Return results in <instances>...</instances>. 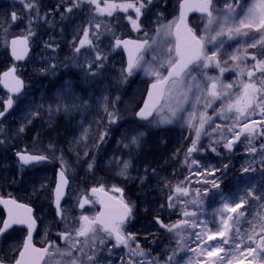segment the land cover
Instances as JSON below:
<instances>
[{"label":"snow or ice","instance_id":"1","mask_svg":"<svg viewBox=\"0 0 264 264\" xmlns=\"http://www.w3.org/2000/svg\"><path fill=\"white\" fill-rule=\"evenodd\" d=\"M23 6L28 11L27 17L23 13L11 12L10 21L12 24L17 22L24 23L25 35L7 40L8 29L4 28L5 44L11 49V56L19 61L23 60L29 51V39L36 35L33 25L42 21L49 23L47 16H41L37 0H21ZM82 4H86L87 11L93 14L88 25L82 29V35L74 37L71 42L73 55L66 58V62H50L43 71L55 74L57 69H78L82 73L81 82L90 88L91 83L104 71L105 61L108 56L100 48V37L105 33L112 34L110 49H122L127 53V60L120 69L117 78V84L121 85L128 81L130 77L137 72H143L145 75L156 77L152 84V90L148 92V99L144 102L135 116L141 121L146 122L147 127L159 128L162 125L172 124L178 114L183 112L184 105L189 104L186 123L189 128L195 129V138L192 139L190 147L186 150V157H190L198 151V143L203 136L211 137L218 133L213 143L220 144L222 147L232 151L234 144L241 141L244 136L250 145L248 151L257 154L258 149L251 146L253 139L258 135L264 138V119L249 120L257 111L261 117H264V0H256L252 6L248 7L242 13L236 12V4L232 0H180L179 14L173 20L163 22L164 13L161 11L157 16L158 27L155 29L157 37L161 40L148 39L132 40L117 36L108 23L98 21L97 17H113L116 12L128 13L133 10L135 18L128 15L126 19L131 24L134 31H141L140 18L145 14V10H151L149 6L157 7L154 0H68V6L60 13L61 19L65 18V13H73L80 9ZM196 11L202 14V26L194 29L189 26L188 13ZM259 34L258 36L252 33ZM145 36L147 33L145 32ZM167 37H174V43L162 40ZM248 38L242 46L237 47L228 55L227 60L221 59V53L225 52L226 47H230L229 41L238 38ZM46 48L53 52L59 47L54 42H45ZM259 46L260 51L249 52L248 49H256ZM82 49H87L88 54L82 53ZM239 53V54H237ZM150 57V58H149ZM251 59L254 63L249 67L247 60ZM53 61L56 58H51ZM232 61L231 67L228 62ZM218 69L219 76L209 74L210 70ZM226 71H236L240 77L247 76V80L240 79V90L233 93L232 83L224 82L221 77ZM16 67L13 66L2 74L0 83L12 93H20L23 88V81L15 75ZM166 73V74H165ZM259 74V75H257ZM171 85V88L166 86ZM165 91L168 92L169 106L167 113H164V106L161 105V99ZM234 96V98H233ZM89 100L94 97L89 95L88 99L78 92L72 79L64 81L63 86L56 93L53 104H49L47 111L51 113H71L78 109L89 107ZM203 100V111L199 112L197 120V105ZM220 100L222 103L218 108H213V104ZM120 97L109 99L107 95L100 98L101 107L106 113L108 125L117 124L121 119L119 109L116 103ZM3 103V110L0 111V118H3L9 109L13 107V99L9 97ZM38 110L29 114L27 123L32 122V117L39 116ZM213 108V116L224 120H233L231 126L214 124L213 116L208 115L207 109ZM160 112V119H150L154 112ZM232 114V115H229ZM183 119L182 117H180ZM214 124V126H212ZM206 126L210 127V131ZM239 129L238 131L236 129ZM145 125H136L129 127L122 133L120 145L127 150V159L113 157L108 161L109 166H115L117 174L125 179L130 177L132 160L136 154L140 153L148 136ZM3 129L0 128V132ZM24 131L22 125L19 129ZM225 131L230 133V137L225 136ZM89 129L81 125V131L78 137H74L71 143L80 144L89 140ZM109 135L107 131L99 136V141L104 142ZM0 140V143H3ZM96 147L99 144L95 145ZM87 147V143H85ZM47 150L53 154L57 151L56 145L49 144ZM202 150V148H201ZM174 152L173 155L178 153ZM216 152V148L212 147ZM261 163L264 165V144L260 146ZM20 168L24 166H35L51 158L59 159L61 162L58 172V180L55 183L53 191L56 215L64 224V230L56 235L64 246L61 247L54 240H50L43 247H36L33 243V233L36 231L37 218L33 215V209L27 204L18 203L14 198L0 196V205L6 209L7 216L0 219V238L5 237L13 226H23L26 228V236L20 245L13 249V255L0 254V264H111L108 257L113 255V249H128L127 259L121 257V264H159V261L151 256L150 251L141 247L134 233L126 232V223L130 220L133 213V206L122 198L108 196L103 186L93 187L91 193L98 198V202L103 206V210L95 216H88L83 213L74 219L68 221L61 208V200L67 195L69 179L67 172L69 165L64 160L63 153L59 157H50L42 153H16ZM87 157L88 152L82 154L77 152V158ZM87 169L92 171L96 166V158L93 156L86 160ZM187 163V159L185 161ZM192 165H198L199 161L191 160ZM207 176L214 179L197 181L202 185H211L212 189H219L220 184L216 179L217 169H210L207 165L202 166ZM245 173L255 171L254 168L244 167ZM155 173V169L152 170ZM145 176L140 177L141 182L147 179V169ZM194 175L203 176L204 173L196 172ZM188 181V178H185ZM190 184L191 181H188ZM185 181L176 184L167 196V208L173 210L183 218L172 223H165L157 217V223L161 228L176 238L178 245H183L185 236H194L199 243V255L205 257L204 260L197 259L196 264H264V214H258L254 221H249L250 230L241 232L240 224L245 219V212L240 211L248 202L241 190H238L237 196L226 197L223 192H213V196H219V205L213 213L215 219L202 218L201 205L210 194V188L190 189L189 186H183ZM46 185L41 184L40 188ZM245 187H250L245 185ZM114 192L122 193L123 189L113 186ZM35 194V192H34ZM248 196L253 193L249 191ZM186 198V199H185ZM260 199L259 196L255 197ZM238 199L239 202H235ZM78 206L84 209L86 205L94 203L87 195L79 198ZM191 206L192 210H189ZM165 205H161L164 208ZM264 207V205H261ZM199 213V214H198ZM78 225V226H77ZM259 231H256V228ZM189 229H200V231L189 232ZM225 246H228L227 248ZM195 251V249H190ZM107 253V257L105 256ZM223 254V255H222ZM251 257V259H248ZM168 261L172 257L167 258Z\"/></svg>","mask_w":264,"mask_h":264},{"label":"rangeland","instance_id":"2","mask_svg":"<svg viewBox=\"0 0 264 264\" xmlns=\"http://www.w3.org/2000/svg\"><path fill=\"white\" fill-rule=\"evenodd\" d=\"M51 1L54 2V4H58L56 6H59L60 3L65 4V6H68V0H51ZM218 2L222 3V0H218ZM232 2L236 4V0H232ZM255 2L256 0H238V5L236 6V12L242 13L246 11L247 8L252 6V4ZM0 10L3 11V13H6L8 11L10 14V12L13 11L22 12L23 7L21 5L17 6L15 0H0ZM60 12L63 11L60 10ZM51 15L53 16V14L50 12V19H51ZM70 15L71 13H65V18L62 20V24H61L62 26H60L61 31L57 32V36L60 33H62V35L64 34L62 29L65 27L67 22L70 23L72 29H74L72 30V33H76V34L81 33V32L77 33L79 30L78 24L77 23L73 24L74 19L68 18ZM1 16L3 17L2 14H0V17ZM4 16H5L4 19L0 18V22L4 23V21H7L8 19V23L5 27L8 29L7 40H9L11 36L15 35L17 31L25 32L26 22L24 23L17 22L15 24H12V22L9 19L10 17L7 16L6 14H4ZM174 18H175L174 15L172 16L165 15L163 22L166 23L168 21L173 20ZM123 23L126 27V29H124L123 32L125 33L128 32L127 35H130L129 33L133 32L132 26L125 19H123ZM191 24L193 25L192 27L194 29L198 30L199 27L202 26V17H195L191 19ZM3 30L4 29L0 30V52H4L5 50H7V45L5 44V35ZM51 32L53 34V29L51 30ZM115 34L117 36L121 35V34H117V32H115ZM72 35L74 38L75 34ZM252 35L258 36L259 34L253 32ZM59 37L60 36H58L57 39H55V37L52 38V40L57 41L55 43L59 45V47L55 50L57 54L59 53L58 52L59 50H66L65 48L61 47V44L59 43L60 40ZM76 37L78 36L76 35ZM152 39L161 40V38L157 37V35L152 36ZM247 39L248 38L246 37H240L238 38L239 43H237L236 40L229 41L228 43L230 47H226L225 52L221 53V59L227 60L228 55L226 53H232L233 51H235L237 47H240V51L242 52L243 51L242 46L245 44ZM52 40L51 42H53ZM165 42L174 43L173 37L164 38V40H162V43ZM248 51L259 53L260 48L258 46L256 49H248ZM108 55L109 57L105 61L107 64H105L104 71L96 78L95 81L91 83L90 88L82 84L81 82L82 73L79 72L78 69L75 68L65 69L64 67H60L57 69L55 74H52L51 72L43 71V69H45L49 64L46 63V65L42 67V72L40 71L39 74H36L34 78L39 79L43 75H48L51 81L50 84L43 85L42 83H40L38 85L36 83L35 84L33 83L31 84L30 82L27 83V89L25 91V94L22 97H20L19 98L20 100H18L16 103V109L14 112L17 114L14 115L13 119L11 118L9 119V121L3 127V131L0 132V140L1 139L4 140L5 144L8 145L9 147H14L15 142H12L9 139L10 136L15 135L13 136V138L19 137L18 135L23 136L27 126L31 125L36 120L41 122L40 123L41 130H45L47 127L53 129L52 136H50L52 138L50 137L48 138L51 140H55L58 137V135L62 134L63 132H66V129L68 127L67 125L71 123L70 126L71 127L73 126L72 129L73 131L71 132L65 147L62 148V151L59 150L56 151L54 154L50 153L49 155L50 157L53 156L59 157L61 153H63L64 160L67 161L69 165L67 176L71 180V185L67 199L62 206V210L68 221H73L74 219H78L81 213L88 215L90 217L95 216L98 213V207L96 202L87 205L84 209H80L77 203L79 198H82L85 195L89 196L88 195L89 188L86 186L87 178L92 177L93 175L95 176L94 178H96L99 183H97L96 185H92V187L103 186L104 189L110 191L115 196L122 198L126 202H128L124 190L122 193L114 192L112 190L113 186L122 188L117 183L116 179L118 177L122 179L124 178L117 174V169L115 166H109L108 161L111 160L113 157H121L123 159L128 158L126 155L127 150L124 149L119 142L122 139V133L129 127H134L136 125H145L144 130L146 131L151 129H155L157 131H160L162 129H168L171 131L177 130L179 131V134H181L183 138H186L188 141H190V145L192 139L195 138V129L189 128L186 123L188 112L191 111L190 108L191 100L189 101V104L184 105L185 110L178 114V118H175L172 124L162 125L161 127L156 128V127H147L146 124L139 123L138 121H136L134 116L136 109L138 107L137 106L138 101L143 100L142 96L144 94L147 83L155 80L156 77L151 75H145L143 72H137L135 75L130 77L126 83L118 85L116 81L119 76L120 69L124 66V62L122 59L123 55L122 52L116 50L112 51ZM67 57H69L68 54L67 55H65L64 53L60 54L57 56V59L53 62H58L63 64L66 62ZM248 60L251 59L249 58ZM232 63L233 62L229 60L228 66L231 67ZM27 69L28 67L25 66L21 68V71L22 72L24 71L25 73ZM209 74L212 76L220 75L218 69L210 70ZM67 79L73 80V83L76 85L78 92L83 94L85 99H88L89 95H91L92 97H94V100H89V107L84 109H78L71 113L54 112L50 114L47 111L48 105L53 104L57 91L61 89V87L64 84V81ZM221 79L226 83H232L234 85V88L231 91L235 94L240 90L239 80L240 79L247 80V76L245 75L244 77H240L236 71H226L221 77ZM29 80L31 79L29 78ZM47 87H50V89L46 90ZM171 87L172 86L170 85L169 88ZM36 88L39 90V93L34 94V92L37 90ZM103 95H107L110 100L114 99L116 96L120 97V101L116 103V107L117 109H119L122 119L117 124L108 125L107 123L106 113H104L100 103V98ZM221 103L222 101L217 100L213 104V108H218ZM40 105H43V108H39L40 115L32 117V122L27 123L29 114L37 111L38 106ZM163 106H164V113H167V109L169 106L168 92ZM196 107H197V120L193 122L194 124L198 123L199 112L204 110L203 100L201 101V104L197 105ZM213 108L207 109L208 115L213 116ZM160 115L161 113L157 112L154 119L159 120ZM60 117H63V122L65 124L64 126L61 127V129L57 128L58 126L53 125L55 124V121H57V119H59ZM180 117H182L183 119H181ZM248 119L260 121L264 119V117H261L259 115V112L257 111L255 115L250 116ZM213 121L214 124H220L221 126H225V125L231 126L234 123V121L231 119L224 120V119H220L217 116H213ZM214 124L212 126H214ZM22 125L24 126V131L20 132L19 129L21 128ZM81 125H83L84 128L89 129V133H88L89 140L85 142L87 143V147H85V143H80V144L71 143L74 137L79 136L81 131ZM206 128H208V130L210 131L209 126H206ZM113 129L114 131L115 129H117L118 132H114ZM236 130L238 131L239 129L237 128ZM105 131H107L109 135L106 137L104 142H100L99 136ZM224 134L226 137L231 136V134L227 133L226 131ZM217 135L218 133H214L211 137L202 135L201 140L197 145L198 151L193 153L190 157H186L185 155L183 160H184V164H186V167L183 170L184 174L182 175V178L178 182L180 183L181 181H185V184L183 186H189L190 189L192 190H194L195 188H203V187L210 188L211 191L208 198H206L204 200V203L201 205V210L203 214L202 218L215 219L217 221L219 218L214 217L213 213L216 211L219 205L220 198L219 196H213L211 193L223 192L226 197L232 196L235 198L237 196L238 190H241L248 201L245 204L244 208L240 210L245 212V219H242V222L240 224L241 232L245 233L246 230L251 229V225L248 222L254 221L258 217V214H264V207H261V205H264V165H262L261 163V157L259 154L260 146L261 144H264V138H261V141H259L258 139L259 136L257 135L253 139V143L251 146L257 147L258 153L252 154L248 151L250 145L247 143V140L245 139L244 136L241 137L242 142H238L234 144L233 150L229 151L222 147L223 141L220 144L213 143V140L216 138ZM35 136L34 139L37 140L36 137L39 135H37L36 137ZM146 143L147 142L145 141V144ZM96 144H99V146L96 147L95 146ZM189 146H187V148ZM212 147L216 148V152L212 151ZM77 152L81 154L83 152H88V156L87 157L81 156V158L78 159ZM93 156H95L96 159L102 158L101 161L96 162L97 165L96 167L97 168L100 167L101 170L111 173L115 177V180L114 179L100 180L98 177L100 176V172L96 170V167H94L92 171H89L87 169L86 160H90ZM51 159L52 161L50 164L38 165L29 170L19 171V178H22V176H24L25 178L24 182L22 183V186H19L18 181H16L12 175L8 176L10 174L7 173L1 176V180H3L5 183L8 184H12V185L16 184L15 188L19 187L18 196L15 194V196L17 197L25 198L26 200L33 203L39 202L41 207L45 203L52 204V191L55 183V170L57 167L61 166V162L59 159L56 158H51ZM186 159L189 165H191L192 159L198 160L199 166L192 165L191 167H189V165L185 163ZM203 165H207L210 169H217L215 178L218 179V182L220 184V188L218 190L212 189L211 185H202L200 183H197V181L202 180L205 177L209 180L214 179V177L207 176V173L202 167ZM244 167L254 168L255 171H249L245 173L243 171ZM131 170L132 172L136 171L135 172L136 174L139 173V171H137L136 169L131 168L130 176L132 175ZM196 172H202L204 173V175L203 176L194 175V173ZM143 176H145V174H143ZM186 177L188 178V181H191L190 184L188 183V181L185 180ZM170 181L171 178L164 172L162 173L152 172V175L147 174V179H145L143 183L140 181L143 187L141 189L142 197L140 198V204L138 205V212H139L138 214L142 215L143 212L148 214L146 215L145 219L136 222L135 220L136 214L134 215L133 212L130 221L126 223L125 230L126 232L134 233L137 237V240L141 244V247L146 251H150L151 256L156 258L159 261V264H196L197 259L204 260L205 257L199 255L200 248L197 247L199 241H197L194 236L186 235L184 244L178 245L176 242V238L173 237L172 234L167 232L166 229H163L164 232H166V234H169V242H167L163 246V250L166 251L167 254H164L158 248L154 249L152 247H147V245H145V244H149L151 242L150 238L153 235L157 236L161 229L160 225L157 223V215H159L160 213V207L157 204H159L160 202L162 203L163 199L165 198L164 197L165 188L171 185ZM41 184L46 185V187L41 189L40 188ZM245 185H249L250 187H245ZM174 186L175 185L173 186L171 185L169 189H172ZM249 191L253 193L252 196L247 195ZM1 193L2 192L0 191V194ZM257 196H259L260 199H256L255 197ZM38 198L40 199L39 201H37ZM235 202H239V200L236 199ZM129 203L132 204L131 202ZM189 210H192L191 206L189 207ZM46 214L47 212H42V216H44L43 234L47 232L48 228L51 230V228L55 226V219L56 220L58 219L57 221L60 220L59 217L56 218L54 217L49 219L46 217ZM171 215L172 217L170 223L183 218L182 216L175 213L173 210L171 212ZM62 229L64 230L63 223H62ZM188 231L195 232V231H200V229H189ZM256 231L257 232L259 231L258 227L256 228ZM57 240L59 241L58 238ZM14 247H15V242L8 243L9 249H12ZM225 247L227 248L228 246ZM190 249H195V251H192ZM112 251H113V255L111 257H108V259L111 261V264H121V257L127 259L128 249L121 247V248L113 249ZM105 256L107 257V253H105ZM168 257H172V260L168 261L167 259ZM248 259H251V257H249ZM245 264H247V260H245Z\"/></svg>","mask_w":264,"mask_h":264},{"label":"flooded vegetation","instance_id":"3","mask_svg":"<svg viewBox=\"0 0 264 264\" xmlns=\"http://www.w3.org/2000/svg\"><path fill=\"white\" fill-rule=\"evenodd\" d=\"M15 1H16L17 6L21 5L23 7L22 12H19V11H16V12L18 14L23 13L25 15V17H27L28 11H27V9L24 8L21 0H15ZM37 2H38V6H39L40 15L41 16L46 15L49 23H44V22L40 21L37 24L33 25V30L36 32V35L32 36L29 39L31 52H30V56L26 60V62L21 63V64H15L13 62V60L10 58V55L8 52V46H7V50H5L4 52H0L1 53V56H0V59H1V61H0V65H1L0 76H1V73L3 71L15 66L17 69L18 75L24 79L26 84L30 82L31 84L36 83L39 85L40 83H42L43 85H45V84H50V82H51L48 75H43L39 79L38 78L36 79L34 77L36 74H39L40 71L42 72V67H44L46 65V63H50L51 57H50L49 52H53V51L49 48H46L45 42H49L52 40L51 39V37H52L51 36V30L52 29H53V35H56V36H57V32L61 31L60 26H62L61 25L62 19H61V15H60V13H61L60 10L64 11V9L67 6H65V4H61V3H60L61 5L59 4V6H56L58 4H54V2H52L51 0H37ZM117 2H123V0H117ZM179 3H180V0H154V4H156L158 6L157 7L149 6L151 10L150 11L145 10V14L143 16H141V18H140L141 31L137 32V31L133 30L132 33H129L130 35H127L128 32L127 33L123 32V30L126 29V27L123 23V19L127 20L126 16H128V15H131V16H133V18H135V13L131 9L129 10L128 13L116 12L113 17H97L96 19L98 21H104L105 23H108L114 32H117V34H121V35H118L121 38L129 37V38L139 39V40L148 39L151 41L152 36L156 35L155 29L158 27V21H157L158 14L161 11H163L164 16L165 15H171V16L174 15V17H177L179 14ZM87 8H88V6L86 4H82L80 9L74 10L73 13H71V15L68 17L69 19H72V18L74 19L73 24H75V23L78 24L79 30L77 33L81 32L80 34L72 33V30H74V29H72L71 24L68 22L66 23L65 27L62 29L64 34L63 35H62V33L58 34V36H60L59 37V39H60L59 43L61 44V47L66 49V50H63V53L65 55L68 54L69 57H71L73 55L72 48H71V42L73 40L72 34H75L74 37H76V35L77 36L82 35V29L88 25L89 20H91L93 17V14L90 13V11L86 10ZM50 12L53 14V16L51 15V19H50ZM0 14L3 15V17L1 16L0 18L4 19V17H5L4 14H6L7 16L10 17L11 12H10V14L8 11L6 13H3V11L0 10ZM164 16H163V19H164ZM192 18H195V16H193ZM25 22L27 24V19H25ZM7 23H8V19H7V21H4V23L0 22V30L4 29L7 25ZM52 23H53V27L51 26ZM145 32L147 33V36H145ZM25 34H26V32L17 31L15 33V35H13V36H19V35H25ZM65 39H67V40H65ZM100 40L102 41V43H100V48L102 49V51L106 52L107 56L109 57L108 54H110L112 52V50L109 47L110 42L112 41V34L111 33H105V35L100 37ZM173 40H174V37H173ZM53 42L55 43L57 41H53ZM116 51H122V49H116ZM53 53H56V52H53ZM82 53L87 54L88 50L82 49ZM105 64H107V63L105 62ZM25 66L28 67V69L24 73V71L23 72L21 71V68L25 67ZM29 78L31 80H29ZM49 89H50V87L46 88V90H49ZM36 93H39L38 89L34 92V94H36ZM20 97L21 96L13 98V101H14L13 107H12L11 111L6 116L1 118L0 128L3 129V127L9 121V119L10 118L13 119L14 115L17 114L14 111L16 109V103L18 100H20L19 99ZM8 98H9V96L7 95L6 92H4L2 90V88L0 86V101H6ZM3 107H4L3 103H0V111L3 110ZM61 118L63 119V117H61ZM59 119H57V121H55V124H53L54 126L59 125L58 124ZM15 120H17V119H15ZM56 122H57V124H56ZM40 123L41 122L37 120V123H32L31 125L27 126V129H29V128L34 129L33 131H35V130L38 131L39 129L41 130ZM13 136H15V135L10 136L9 139L12 142H15L14 147H9L8 145H6L4 140H3L4 141L3 143H0V179H1L2 175L7 173V174H10L8 176L12 175L14 177V179L16 181H18L19 186H22V183L24 182L25 178H24V176H22V178H19V171L29 170L31 168H34L35 166H38V165L50 164L52 159H49L48 161L42 162V163L37 164L35 166L23 167V169H21L20 165L18 163V157H17L16 153L17 152L33 153V154L34 153H42L44 155L49 156L50 153H52V152L41 151V150L35 148L34 142L36 140L31 141L30 143H27V142H24L25 140H21V139L18 140V139H16V137L13 138ZM24 149H26V150H24ZM184 157H185V155L183 154V156H181L182 160L184 159ZM15 185H11V187H8V186L2 187V185L0 184V191L2 192L0 195L4 198H14L19 202H22L24 204H27V205H30L33 207V209L35 210V212H34L35 216H36L37 221L39 223V227H38L39 229L36 232L35 237L33 238L34 244L37 247H43L47 244L48 241L54 240V241H56V243H59V245L61 247H63L64 246L63 241H60V240L58 241L57 240L58 237L56 235L58 232H61L63 230L62 229V222L60 220L59 221H57L58 219L55 220V226H53L51 228V230L48 228L47 232L45 234H43V231H44V227H43L44 220H43V218H44V216H42V212H47L46 217L49 219H51L52 217H58L56 215V211L53 208V204L45 203L42 205V207H43L42 208L40 206L39 202L33 203V202L26 200L25 198L17 197L19 194V190H18L19 187L15 188ZM15 194L17 196H15ZM39 200L40 199L38 198L37 201H39ZM91 200L96 202L95 199L91 198ZM4 218H5L4 210L2 208H0V219H4ZM25 236H26V228L14 227L11 230H9V232L6 234L5 237L0 238V254H7L9 256L13 255V249L20 245V243L23 241ZM12 242H15V247L12 249H9L8 243H12Z\"/></svg>","mask_w":264,"mask_h":264},{"label":"trees","instance_id":"4","mask_svg":"<svg viewBox=\"0 0 264 264\" xmlns=\"http://www.w3.org/2000/svg\"><path fill=\"white\" fill-rule=\"evenodd\" d=\"M53 23L51 24V26H53ZM51 35L55 37V39L58 38V36L53 35L52 32ZM53 37H51V39ZM58 52H59L58 54L49 52L50 57L52 58L54 56L57 59L58 55L63 54V50H59ZM50 62H53V60L50 59ZM253 63L254 61L252 60L247 61L249 67H251ZM58 124L59 125L57 128L60 129L62 126L65 125L62 118L58 120ZM70 125L71 123L67 125L68 127L66 129V132H63L62 134L58 135V137L55 140L48 139L50 136H52V131H53L52 128H46L45 130L39 129L38 131L36 130L33 131L34 129L29 128L27 129L28 131L23 136L19 135V137H17L16 139L19 138L18 140H20L21 138H23L21 140H25L24 142L30 143L31 141L35 140L34 139L35 135L36 136L39 135L37 137L35 136L37 139L34 142L35 148L41 151H48L47 147L51 143L56 145L57 151L59 150L62 151V148H64L65 145L67 144V140L70 137L71 132L73 131L72 130L73 126L71 127ZM114 132H118V130L115 129ZM147 132H148L147 141H146L147 143L145 144L143 150L140 153H138L132 161V169H136L137 171H139V173L136 174L135 173L136 171L132 172L131 170L132 175L128 180H126L125 178L122 179L120 177L118 178L116 177L117 183L124 190L128 202L132 203L134 209L133 210L134 215L136 214V219H135L136 222L145 219L146 215L148 214L144 212L142 215L138 214L139 213L138 205L140 204V198L142 197L141 189L143 187L140 182L141 179H139L140 176L143 177V174H146L145 173L146 169H147V174L152 175V170L155 169V172L157 173L164 172L165 174H167L171 178L170 182L172 186L178 184L179 183L178 181L182 178V175L184 174L183 170L186 167V164H184V160H182L181 156H183V154L184 155L186 154L185 148L188 144H190V143L186 144L188 140L184 139L183 137H180L177 131H171L168 129H162L160 131H157L155 129H151L148 130ZM258 139L259 141H261V137H258ZM177 150H179L178 153L176 155H173V153L177 152ZM96 162H99V159H96ZM187 165L189 164L187 163ZM96 170L100 172V176L96 174L100 180L101 179L115 180V177L111 173L101 170L100 167L99 168L96 167ZM94 177L95 176L93 175L92 177L87 178L86 186L88 188L92 187V185H96L97 183H99L98 180ZM0 184L2 185V187L4 186L11 187L12 185L5 183L3 180L0 181ZM171 185L165 188V194H164L165 198L163 199L162 203L160 202L159 204H157L160 207V213L159 215H157V217H159L165 223H170L172 217L171 215L172 210L168 209L166 206L168 203L167 196L170 194L171 189L169 188L171 187ZM161 205H165V207L161 208ZM150 239L151 242L149 244H145L147 245V247H152L154 249L158 248L161 252L167 254V252L163 250V246L167 242H169V234H166L163 228L160 229L159 234L157 236L153 235Z\"/></svg>","mask_w":264,"mask_h":264},{"label":"water","instance_id":"5","mask_svg":"<svg viewBox=\"0 0 264 264\" xmlns=\"http://www.w3.org/2000/svg\"><path fill=\"white\" fill-rule=\"evenodd\" d=\"M194 14H200V15H202L201 13H199V12H196V11H192V12H189L188 13V17H187V20H188V23H189V19H190V17L192 16V15H194ZM189 26H190V24H189ZM15 38V37H14ZM9 50H10V55H11V49H10V47H9ZM29 53H30V48H29V51H28V54H27V56L23 59V60H19V61H17V60H15L12 56H11V58L16 62V63H22V62H25L26 61V59H27V57H28V55H29ZM125 53V52H124ZM125 56H126V60H127V53H125ZM8 71V70H7ZM6 72V71H5ZM15 75L16 76H18L16 73H15ZM19 77V76H18ZM1 78H2V75H1ZM20 78V77H19ZM22 81H23V79L22 78H20ZM152 84H153V82H151V83H149V85H148V88H147V92H146V95H145V99H144V102L148 99V92L150 91V90H152ZM23 85H24V81H23ZM1 86L3 87V89L5 90V91H7L10 95H11V97H13V96H17V95H20L23 91H24V86H23V88H22V90L20 91V93H12V92H10L9 90H8V88H6L5 86H4V84L3 83H1ZM167 87V86H166ZM164 95H165V93H164ZM163 100H164V97L161 99V104L163 103ZM144 102H143V104H144ZM143 104L141 105V107H143ZM140 107V108H141ZM139 108V109H140ZM138 109V110H139ZM11 109H9L8 110V112L5 114V116L9 113V111H10ZM154 114H155V112L153 113V116H154ZM138 120H139V118L138 117H136ZM153 117H151L150 119H152ZM0 120H1V118H0ZM59 170L60 169H58V171H57V174H56V181L58 180V172H59ZM69 183H70V180H69ZM69 187V186H68ZM66 191H68V189L66 190ZM105 192L107 193V195L108 196H113V197H116V196H114L111 192H109V191H107V190H105ZM90 194L92 195V193H91V189H90ZM67 196V195H66ZM66 196L61 200V205H62V203L64 202V200H65V198H66ZM93 196V195H92ZM93 197H96V196H93ZM97 198V197H96ZM116 198H118V197H116ZM7 199V198H6ZM98 199V198H97ZM119 199V198H118ZM18 203H20V202H18ZM23 204V203H22ZM98 205H99V207H100V211H102L103 210V206L98 202ZM0 207L1 208H3V210H4V212L6 213V216H7V212H6V209L4 208V206L3 205H0ZM29 207H31V206H29ZM54 207H55V204H54ZM32 208V207H31ZM33 209V208H32ZM99 211V212H100ZM33 215H34V209H33ZM37 226H38V223H37ZM14 227V226H13ZM18 227H23V226H18ZM24 228V227H23ZM36 230H37V227H36ZM35 233H36V231H34V233H33V237H34V235H35Z\"/></svg>","mask_w":264,"mask_h":264}]
</instances>
